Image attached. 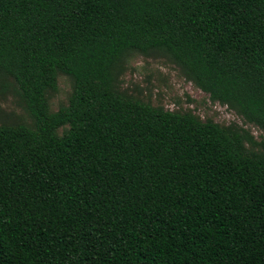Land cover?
Returning a JSON list of instances; mask_svg holds the SVG:
<instances>
[{
	"label": "trees",
	"instance_id": "1",
	"mask_svg": "<svg viewBox=\"0 0 264 264\" xmlns=\"http://www.w3.org/2000/svg\"><path fill=\"white\" fill-rule=\"evenodd\" d=\"M130 53L264 134V0H0V264H264V139L119 93Z\"/></svg>",
	"mask_w": 264,
	"mask_h": 264
},
{
	"label": "rangeland",
	"instance_id": "2",
	"mask_svg": "<svg viewBox=\"0 0 264 264\" xmlns=\"http://www.w3.org/2000/svg\"><path fill=\"white\" fill-rule=\"evenodd\" d=\"M7 85L6 90L0 91V126L23 124L31 127L32 119L17 95L15 84L7 80ZM72 86L69 77L58 75L56 89L47 92L51 112L68 105ZM114 87L119 93L152 107L190 113L202 122L242 129L254 140V144L245 143L249 150H259L257 143L264 139V134L258 128L246 123L227 106L212 102L207 94L185 78L176 64L161 54H128L118 66ZM58 133L61 134V131Z\"/></svg>",
	"mask_w": 264,
	"mask_h": 264
}]
</instances>
